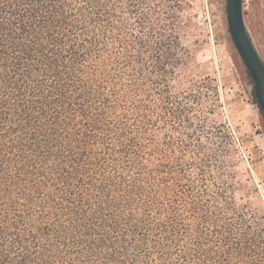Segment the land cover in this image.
I'll return each instance as SVG.
<instances>
[{
	"label": "trees",
	"instance_id": "trees-1",
	"mask_svg": "<svg viewBox=\"0 0 264 264\" xmlns=\"http://www.w3.org/2000/svg\"><path fill=\"white\" fill-rule=\"evenodd\" d=\"M194 20L185 0H0V264H264Z\"/></svg>",
	"mask_w": 264,
	"mask_h": 264
},
{
	"label": "rangeland",
	"instance_id": "rangeland-1",
	"mask_svg": "<svg viewBox=\"0 0 264 264\" xmlns=\"http://www.w3.org/2000/svg\"><path fill=\"white\" fill-rule=\"evenodd\" d=\"M195 17L188 43L194 51L192 67L216 80L219 108L215 114L237 138L239 201L253 199L264 205V123L249 100L252 86L246 66L233 42L227 16L228 0H185ZM244 18L252 41L264 60V0H244Z\"/></svg>",
	"mask_w": 264,
	"mask_h": 264
},
{
	"label": "water",
	"instance_id": "water-1",
	"mask_svg": "<svg viewBox=\"0 0 264 264\" xmlns=\"http://www.w3.org/2000/svg\"><path fill=\"white\" fill-rule=\"evenodd\" d=\"M244 0H228V25L233 42L254 85V98L264 117V60L248 32L243 10Z\"/></svg>",
	"mask_w": 264,
	"mask_h": 264
}]
</instances>
